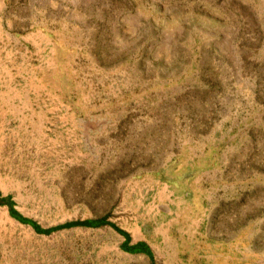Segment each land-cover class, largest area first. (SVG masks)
<instances>
[{"label": "rangeland", "instance_id": "1", "mask_svg": "<svg viewBox=\"0 0 264 264\" xmlns=\"http://www.w3.org/2000/svg\"><path fill=\"white\" fill-rule=\"evenodd\" d=\"M0 191L131 235L0 205V264H264V0H0Z\"/></svg>", "mask_w": 264, "mask_h": 264}, {"label": "trees", "instance_id": "2", "mask_svg": "<svg viewBox=\"0 0 264 264\" xmlns=\"http://www.w3.org/2000/svg\"><path fill=\"white\" fill-rule=\"evenodd\" d=\"M0 205L1 206H8L10 214L15 219L19 220L22 223L30 224L37 233L50 234L54 230H59V229H66V228H73V227H91V228H93V227H97V226L108 224L112 228H114L118 233H120L122 236L125 237L124 246L126 248H128L129 243L131 242V235L129 233L121 230L116 224L108 222L107 218H102V219L96 220V221L84 220V221L68 222V223H66L64 225H61V226H58L56 228L43 229L35 221L24 217L16 209L15 202L13 201L12 197L11 196L3 197L1 191H0ZM129 250L130 251H135V252H143V253H146V254H151V250H150L149 246L146 243H144V242H138L137 244L130 246Z\"/></svg>", "mask_w": 264, "mask_h": 264}]
</instances>
